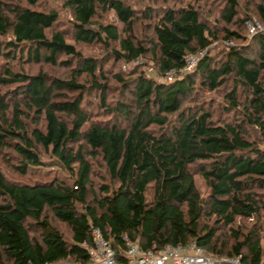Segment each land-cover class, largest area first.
<instances>
[{"label":"trees","instance_id":"1","mask_svg":"<svg viewBox=\"0 0 264 264\" xmlns=\"http://www.w3.org/2000/svg\"><path fill=\"white\" fill-rule=\"evenodd\" d=\"M131 1L63 0L62 22L41 0H0V264H90L91 225L117 253L193 241L264 264V31L242 34L241 0ZM221 38L240 44L183 71ZM145 55L160 79L107 67ZM44 155L73 181L21 180Z\"/></svg>","mask_w":264,"mask_h":264},{"label":"built area","instance_id":"2","mask_svg":"<svg viewBox=\"0 0 264 264\" xmlns=\"http://www.w3.org/2000/svg\"><path fill=\"white\" fill-rule=\"evenodd\" d=\"M246 25L251 34L261 30L260 26L253 21H247ZM206 52L207 48L196 53H188L185 57L186 64L183 71L192 70L198 59ZM165 76L169 79L171 76H175V73L169 72ZM90 234L92 242L83 244L88 248L90 264H215L217 260L229 264H240L239 258H217L205 252L202 247L193 241L188 244L166 243L160 247L154 246L150 249H142L137 242L125 238V246L117 253L98 227L91 225ZM49 264L76 263L57 261Z\"/></svg>","mask_w":264,"mask_h":264},{"label":"rangeland","instance_id":"3","mask_svg":"<svg viewBox=\"0 0 264 264\" xmlns=\"http://www.w3.org/2000/svg\"><path fill=\"white\" fill-rule=\"evenodd\" d=\"M129 2H133L131 0H128ZM256 1H254L255 4ZM63 0H41L40 2V6L45 7L46 9H55L59 12V15L61 17L62 22L69 19L70 18V14L68 13L67 10L64 9V7L62 6ZM133 4V3H132ZM241 7L239 9L240 15L241 17L246 14L245 12H248V16H250V19H248V21H253L256 24H258L261 28L260 31H264V21L261 20L259 18V16L256 14L254 8H253V3H250L247 0H241ZM155 5L159 6V3H156ZM204 11L206 10V8H202ZM216 14H211V19H213L215 17ZM217 16V15H216ZM100 20L103 22H109V21H113L116 22V18L112 13H109L107 15H104L103 17H100ZM231 28H234L232 25L230 26ZM246 28L242 29V34L244 36H246L247 39L251 38V36L253 34L250 33L249 28L247 27V25L245 24ZM229 41V43H228ZM240 44V42L238 41H234V40H229V39H225V38H221L219 40H214L210 43V45L207 47V51L209 52V54H215L220 52L221 50H223V48H227L229 46H234V45H238ZM77 48L80 49V51L82 52L83 55H90V56H101L103 54V49L98 47V46H87V45H78ZM3 61L0 59V64ZM24 68L28 71V72H36L39 67L35 66V65H26L23 64ZM137 66L139 67L140 70H144L147 75H151L156 79H160V75H158L157 73L154 72L153 68V63L150 60L149 55H145L144 57L140 58L138 61H133L131 63H124V62H117L116 64H112V62H108L107 67H113L115 70L117 69H122V70H129L132 67ZM19 67V66H17ZM43 70L48 71L49 73L55 75V76H60L63 75V70H60L58 68H51V67H47V66H42ZM112 86H115V83L111 82ZM4 88H0V92L4 91ZM206 96L208 97H215L217 99V96H214L212 94H206ZM45 162H49L48 165H42L39 166L37 168H34L32 170V172H34L35 175H33L31 178H22L21 180H23L24 182H28L30 183L32 180L34 179H40V180H50L54 177L58 178V179H62L65 180L67 182H72L73 181V177L69 175V173L64 170L59 163L53 159V158H49L47 155H44L43 157ZM34 176H37V178H34ZM19 179V177H18ZM29 179V180H28ZM197 180V184H198V188L200 189V191L202 193H205L207 191V188L205 186V184L203 183L202 179L197 176L196 177ZM56 227L61 231V233L63 234V236L65 238H68V231L65 225L63 224H55ZM217 263H223L220 260L216 261Z\"/></svg>","mask_w":264,"mask_h":264}]
</instances>
